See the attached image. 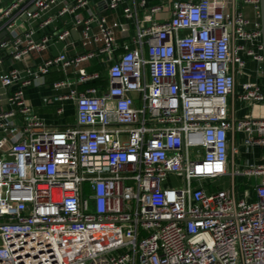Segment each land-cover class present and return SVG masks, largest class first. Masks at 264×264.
I'll use <instances>...</instances> for the list:
<instances>
[{
	"label": "built area",
	"instance_id": "obj_1",
	"mask_svg": "<svg viewBox=\"0 0 264 264\" xmlns=\"http://www.w3.org/2000/svg\"><path fill=\"white\" fill-rule=\"evenodd\" d=\"M238 1L254 20L234 0H0V264H264V118L230 106L264 105V82L237 91L261 8ZM55 71L44 102L74 124L27 101Z\"/></svg>",
	"mask_w": 264,
	"mask_h": 264
},
{
	"label": "crops",
	"instance_id": "obj_2",
	"mask_svg": "<svg viewBox=\"0 0 264 264\" xmlns=\"http://www.w3.org/2000/svg\"><path fill=\"white\" fill-rule=\"evenodd\" d=\"M236 6L239 10H241L247 18L250 20H254L256 18L255 16V10L253 6L251 5H243L240 1L234 0ZM108 20L110 23H113L115 21L123 22L124 18L120 13H109L108 14ZM62 51V45L61 44H54L51 46L50 53L51 54H58ZM50 53L44 54L45 57L49 56ZM89 69L97 70L100 69V66L95 63L91 62L86 65ZM260 67H263L258 62H255L253 60H249L247 62V66L243 72L242 75L237 77V91L240 93L242 91V86L245 82L251 80V81H262L264 82V74L260 71ZM63 76V73L60 71L53 72L50 76L46 78V81L43 85H31L27 91V101L33 108H35L36 114L42 118L47 125L49 126H64L65 124H74L75 123V114L74 109L71 106L66 107V112L63 116H60L56 112V105L49 101V103H45L44 99L47 97H50L52 92L51 84L53 81L61 78ZM234 104V108L236 109L237 117H243L246 114L250 113L255 117L258 118H264V105H257L251 107L250 105L246 104H240L237 99L233 102L232 99L230 100V106ZM69 115L72 116V119L69 121ZM240 137V136H239ZM260 154V150L255 151V157H258ZM246 158H250L251 160L254 159V156H245Z\"/></svg>",
	"mask_w": 264,
	"mask_h": 264
},
{
	"label": "water",
	"instance_id": "obj_3",
	"mask_svg": "<svg viewBox=\"0 0 264 264\" xmlns=\"http://www.w3.org/2000/svg\"><path fill=\"white\" fill-rule=\"evenodd\" d=\"M260 8H261V32H262V41H263V49H264V0H260ZM4 34L5 33H3L2 36ZM263 55H264V50H263ZM263 73H264V62H263Z\"/></svg>",
	"mask_w": 264,
	"mask_h": 264
},
{
	"label": "rangeland",
	"instance_id": "obj_4",
	"mask_svg": "<svg viewBox=\"0 0 264 264\" xmlns=\"http://www.w3.org/2000/svg\"><path fill=\"white\" fill-rule=\"evenodd\" d=\"M71 119H72V116L69 115V121H70ZM169 181H170L171 184H173V183H175V181H177V180H175V179H170Z\"/></svg>",
	"mask_w": 264,
	"mask_h": 264
}]
</instances>
